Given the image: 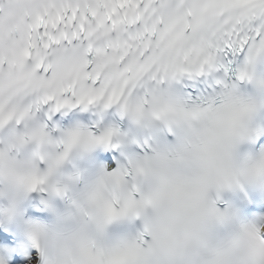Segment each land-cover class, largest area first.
I'll return each mask as SVG.
<instances>
[{
  "label": "snow or ice",
  "instance_id": "6c2138e0",
  "mask_svg": "<svg viewBox=\"0 0 264 264\" xmlns=\"http://www.w3.org/2000/svg\"><path fill=\"white\" fill-rule=\"evenodd\" d=\"M0 264H264V0H0Z\"/></svg>",
  "mask_w": 264,
  "mask_h": 264
}]
</instances>
